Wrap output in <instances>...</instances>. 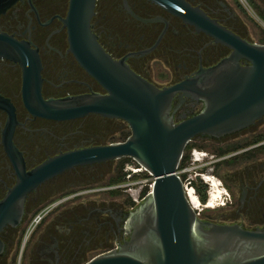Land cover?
I'll return each instance as SVG.
<instances>
[{
	"label": "flooded vegetation",
	"instance_id": "af4514ba",
	"mask_svg": "<svg viewBox=\"0 0 264 264\" xmlns=\"http://www.w3.org/2000/svg\"><path fill=\"white\" fill-rule=\"evenodd\" d=\"M184 2L249 42L236 28V17L227 0ZM68 6L69 0H19L0 15V34L28 43L36 51L44 101L107 94L68 51L67 33L62 24ZM90 25L97 42L114 62H123L157 89L192 79L231 53L227 47L147 0H96ZM240 65L247 63L241 61ZM22 82L20 64L0 58V98L13 108H0V202L16 186L19 169L30 173L60 154L120 143L125 128L122 120L97 115L66 121L33 117L24 105ZM203 108L202 101L177 93L172 100L171 115L177 123L199 114ZM12 115L15 125L7 140L6 127ZM263 127L264 118L245 130L221 138L197 137L214 149L210 155L204 153L205 157L196 164L198 172L195 165L197 180L205 175L215 178L216 173L222 179L221 185H227L232 194L224 197L223 204L216 209L203 207L199 215L203 222L264 229V129L256 130ZM108 132L119 134L118 140L107 143ZM100 165L66 171L28 193L20 224L7 227L0 234L5 246L0 264L10 263L8 251L19 243L28 222L26 218H34L36 222L27 264H85L122 244L127 239L129 214L136 208L126 210L124 206L106 205L105 200L96 204L90 199L97 197L93 194L114 198V192H108L110 188L94 187L104 177L96 169ZM230 166L241 169L234 183L217 173ZM204 185L207 194L208 185ZM218 209L233 210L235 219L239 220L221 223L206 216ZM241 219H247L248 225ZM94 252L99 253L92 256Z\"/></svg>",
	"mask_w": 264,
	"mask_h": 264
},
{
	"label": "water",
	"instance_id": "95a60500",
	"mask_svg": "<svg viewBox=\"0 0 264 264\" xmlns=\"http://www.w3.org/2000/svg\"><path fill=\"white\" fill-rule=\"evenodd\" d=\"M17 1L0 0V15ZM147 1L227 47L229 57L192 79L157 89L123 62H114L101 48L90 25L96 0H69L62 19L68 51L107 94L44 101L36 51L28 43L0 34V58L20 64L23 101L33 117L66 121L97 115L122 120L130 130L124 142L60 154L30 173L19 169L16 186L0 202V234L20 224L26 197L39 185L77 167L129 158L154 178L152 191L129 214L127 239L85 264H264V229L203 222L187 201L177 175L186 146L195 138H221L262 121L264 45L239 38L184 0ZM241 61L247 65L241 66ZM177 93L202 101L203 110L174 122L171 105ZM8 107L13 110L0 98V108ZM14 125L12 115L6 127L7 140ZM4 250L0 240V256Z\"/></svg>",
	"mask_w": 264,
	"mask_h": 264
},
{
	"label": "rangeland",
	"instance_id": "374dc122",
	"mask_svg": "<svg viewBox=\"0 0 264 264\" xmlns=\"http://www.w3.org/2000/svg\"><path fill=\"white\" fill-rule=\"evenodd\" d=\"M227 2L230 4L234 15L236 17V28L238 31L251 43H255L258 45H264V21L260 19V17L257 14L256 9L254 6L259 8L261 12H264V0H227ZM253 3V4H252ZM252 129V128H250ZM248 129V130H250ZM254 129V128H253ZM257 129H264L263 128H256ZM255 130V129H254ZM123 133H129L128 137L130 136V130L125 123V128ZM106 136V142L110 143L113 141H117L118 137L120 136L116 132H108L105 134ZM124 142V141H122ZM202 140L194 139L192 142L188 144V150L184 151L183 156H187L188 161L187 164L190 162V153L193 150H196L198 152H204L208 153L209 155L214 153V149L207 144L201 143ZM263 162V161H262ZM261 162V163H262ZM127 167L129 168H135L137 167V164L129 158H123L117 161L113 162H108L105 164H102L100 166H97L96 169L99 172L104 173V177L100 178L99 181L95 184L94 187L97 188H103V187H108L110 188V191L114 194L113 199H107L104 198V196H98L97 197H91V200L96 201V204H98L101 201H106V205H118L120 208L121 206H124L126 210H131V208L135 209L137 208L142 202L139 201V203H135L134 199L138 198V195L140 198L145 197L147 191H148V182L142 183L145 180H147V174H141L138 176H133L130 180H127L129 176V171L127 170ZM195 167V166H194ZM196 172H198L197 165H196ZM227 170H232L230 174L227 173ZM192 172V171H191ZM226 172V173H225ZM217 173L223 177H226V181L229 183H234L238 177L241 175V169L239 166L233 167L230 166V168H226L223 171L217 170ZM119 174H122L123 177L122 179L124 180L123 182L117 184V185H111V180L115 179ZM194 174V171L192 172ZM214 179L217 181L222 182V179L214 173ZM229 175V177H227ZM194 185H202L205 186L203 181L198 178L196 181V184ZM94 188V189H97ZM221 191L224 189L228 193L229 196L232 197L231 191H229L227 185H221L219 188ZM111 193V194H112ZM101 194V193H99ZM223 196V195H222ZM228 196V197H229ZM224 196L222 197V199ZM103 203V202H102ZM94 205V204H92ZM208 217L212 218L215 221L219 222H227L231 223L234 220H239L235 219L234 216V211L233 210H214L210 211L207 213ZM34 218H31L28 220L27 218L25 219V222L27 224L25 225L23 234L21 236V239L17 246L13 249H9L8 254L9 258L12 255V258L8 260L10 261L9 264H27V257L29 254V249L31 246V239L33 236V233L35 232V223L33 222ZM241 222H244V224L248 225L247 219H241ZM262 225L264 226V220L262 222ZM99 252H94L92 254L96 255Z\"/></svg>",
	"mask_w": 264,
	"mask_h": 264
},
{
	"label": "built area",
	"instance_id": "2783aa9c",
	"mask_svg": "<svg viewBox=\"0 0 264 264\" xmlns=\"http://www.w3.org/2000/svg\"><path fill=\"white\" fill-rule=\"evenodd\" d=\"M204 157H205L204 152H198L196 150H193L190 153V162L188 164H186V166L183 167L182 169H180V170L178 169V173H177V175L180 177V179L182 181V185H183V189L185 192L186 199L189 202L190 206L192 207V209L194 210V212L198 218H199L200 212H201L203 207L205 209H209L208 206L211 205V203H215L217 206L223 204L222 198H221L222 196L220 198H216V199L212 198V196H211L212 191H213L211 179H213V180H215V179L209 175L202 176L203 182L208 185L207 199H206L205 203L201 204L200 207L194 208L195 206L192 204V202L190 200L192 195L197 197V199H198V196L196 193V187L194 185L196 183V180H197V175L195 172H194V174H192V172H193V169L195 168L194 166L197 163H199ZM127 170L130 173L127 180H130L133 176H138V175H141L144 173L147 174V180H145L142 183H146V182L149 183L148 184V191H147L146 195L152 191L154 178L149 173H147L142 167H140L138 165L135 168L127 167ZM185 175H186V177H184ZM217 182L219 183V186H221L220 181H217ZM221 194L227 198L229 196L228 193L226 192V190H224V189L221 191ZM144 199H145V197L140 198V196L138 195V198L134 199V202L139 203V201L142 202V201H144Z\"/></svg>",
	"mask_w": 264,
	"mask_h": 264
},
{
	"label": "trees",
	"instance_id": "16d2710c",
	"mask_svg": "<svg viewBox=\"0 0 264 264\" xmlns=\"http://www.w3.org/2000/svg\"><path fill=\"white\" fill-rule=\"evenodd\" d=\"M254 8L256 9L257 14L260 17V19L264 21V12H261V10L259 8H257L256 6H254ZM128 134L129 133H122L121 140L120 141H125L128 138ZM186 150H188V145L186 146L185 151ZM187 161H188L187 156L186 157L183 156L182 159H181V162L179 164V168L178 169L180 170L183 167H185L186 164H187ZM122 177H123V175L122 174H119L115 179H112L111 180V183H112L111 185H117V184L123 182L124 180L122 179ZM195 187H196V192H197V194L199 196L200 201L201 202H205L206 199H207V194H206L205 187L202 186V185H200V186H198V185L196 186L195 185Z\"/></svg>",
	"mask_w": 264,
	"mask_h": 264
},
{
	"label": "bare ground",
	"instance_id": "6f19581e",
	"mask_svg": "<svg viewBox=\"0 0 264 264\" xmlns=\"http://www.w3.org/2000/svg\"><path fill=\"white\" fill-rule=\"evenodd\" d=\"M212 182V186H213V191H212V198L216 199V198H220L222 196L221 194V190L219 189V183L216 180L211 179ZM192 204L195 206L194 208L200 207L201 203L199 201V199H197V197L195 196H191L190 198ZM209 209H216L217 205L215 203H211V205L208 206Z\"/></svg>",
	"mask_w": 264,
	"mask_h": 264
}]
</instances>
